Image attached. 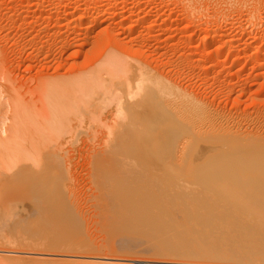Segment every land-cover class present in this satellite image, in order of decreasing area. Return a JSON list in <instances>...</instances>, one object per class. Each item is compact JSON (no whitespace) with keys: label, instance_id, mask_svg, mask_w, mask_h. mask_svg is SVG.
<instances>
[{"label":"bare ground","instance_id":"6f19581e","mask_svg":"<svg viewBox=\"0 0 264 264\" xmlns=\"http://www.w3.org/2000/svg\"><path fill=\"white\" fill-rule=\"evenodd\" d=\"M142 3L144 2H141V4ZM113 4L110 8H108L109 6L107 7L109 13L108 11L100 12L91 18L93 27L104 20H111L113 16L120 15L122 8L120 9L118 7L116 9L117 11H115ZM98 5L101 4L99 3ZM145 10L141 13L140 18L137 17L138 21H136V23L138 22L141 24L147 20H153V18L156 17L154 13H150L151 11ZM107 13L112 17L109 15L108 17H103L104 14L106 15ZM123 14H125V12ZM126 16L123 15L121 18L125 19ZM150 17L151 19H149ZM76 18L77 21L81 19L79 16ZM118 21L119 19L117 20V24L121 22ZM147 26L146 29H143L148 32L147 28H153L156 25L149 24ZM164 27H162V29ZM164 31L166 30L164 29ZM178 32H181V30ZM109 33L106 37H108L109 41H112L114 34L112 38H110L111 34ZM127 34L128 31L126 35ZM128 36L125 44L126 46H122L123 43H120L121 41H117L119 44H115L116 40L114 43L110 41V44H106L107 49H103V53L100 54L92 64L86 65L74 76L69 74L66 78L40 77L35 79L34 83H32L33 85H31V94L33 101H36L35 104H33V102L27 103L25 101H19L17 95L5 93V95H7L5 99L8 101V105L5 103L6 101L3 102L7 110H9V117H6L10 118V120H6L5 126L2 125L3 128H0V215L10 211L9 209L14 207V203L17 202L19 196H24L26 200L27 198L31 199L30 205L32 206L33 204L34 212H40L39 214L43 216L40 219H43L44 216L46 218L49 217L52 214V210H54L55 212H53V214L55 213L54 215H57V218L59 217L58 220H65L66 218L68 220L69 217H65V215L67 216V213H69L67 212V207L70 205L69 203H72L74 200L71 202L69 200L67 201V194L69 193H67V187L69 185L67 186L65 183L68 181L67 179L69 177H67L68 173H66L64 167L61 166V162L63 161L61 154L63 150L62 152L61 150L53 151L54 147H51V150L49 148L43 150L42 147H44V144L46 146L48 137L50 139L51 135L54 139H58L61 135L68 134V132L71 131V129H68L69 122L72 121V125L76 127L81 120H84L86 123H94L96 126L102 127L103 129L101 132L102 134L100 133L103 136L100 137L101 141L99 139V144H96L97 147L96 145L95 147L92 145L93 148L90 149L91 146L88 145L89 147L85 148L87 150L90 149V151L88 150L89 153L86 152L89 157L88 164L86 163L88 165L86 169L91 177L87 176L86 178H89L87 179L89 181H93L89 182L92 183L90 185L93 187L91 186V191L86 195L87 198H85V201H88L86 203L90 202V205H92L91 207L97 209V212H95L99 214L98 216H106L109 214V216L111 215L112 217L115 215V217H113L115 220L114 223L117 221L115 226L111 224V218H107V220H110V222L107 221V223L111 224H109L111 230L118 232L119 235L117 237L121 235L127 237L126 233L133 230L132 228H134L135 231H133L138 239H140L143 233L145 235V237L142 236L143 238H141H145V242L141 240V243L140 240L136 241L137 239H135L137 243L140 242L142 244L139 243L140 245L137 244V246L135 245L133 247H137L136 249L141 248L139 251L129 248L132 252V256L134 254V257L129 258L128 264H145L146 261H150H142L138 258V255L135 257V253H145L144 255H147V258L155 259L154 263L158 264H264V124H262L260 134L258 135L252 130L253 134L250 135L251 137H243V133L241 134L242 137H240L237 132L236 134L238 137L233 133V135H228L229 140H220L219 137L224 134L222 133L221 135V133H218V135L217 132L219 131L215 128L217 125L216 119L220 117L219 115V117L217 115V117L215 116V114L218 113H214L212 110L209 111L204 104H200L199 98L191 95L184 87L176 84V82H178L177 78L179 77H177L178 73L176 72L174 61H171L167 57H162L165 51H168L169 54L174 51L173 47L170 46L171 44L169 45L167 43L168 40H159L161 42V47H159L158 43L157 45L162 51L158 53L157 51L160 50L155 46L156 44L150 45L149 43V38L152 36L140 35L138 32L129 36V38ZM150 39H153L154 42L156 41L154 36ZM129 43L134 45L135 48L130 49V47L129 49L131 51L126 54L124 50H129L128 46L131 45ZM211 52H213V50ZM155 53L158 54L153 56ZM128 54L129 57H127ZM160 57H162V59H160ZM206 68L207 66L203 68L204 71H206ZM0 79L2 80V76H0ZM49 100L53 102L50 104ZM54 102H58V105H56L57 107H55V104L53 107L52 103ZM105 107L109 108L108 111L110 116L107 118V122L104 119L102 123L100 121L101 118L99 119L97 114L100 109ZM2 110L6 111V108L4 109V107H1L0 115L3 113ZM32 116L35 117V119H32ZM1 117H3V115ZM207 122H209L208 126ZM204 124L206 125L205 128H207V132L201 129ZM218 125L220 127L222 124L219 123ZM27 131L29 133L32 132V134L35 132L36 137L31 140L29 139L30 141L28 140L29 142L23 145L24 137H22V140L20 138L18 139L17 136L19 134L17 135L16 133L20 132L23 136ZM49 131H51L52 134H50L51 132ZM49 134L50 136H48ZM29 137H32V135L30 134ZM26 138L28 139V135L25 134V139ZM14 140L17 141L14 142ZM240 141H242L241 144ZM54 143L50 144L53 145ZM242 143H244L243 145H245V148L242 146ZM57 145H55V147ZM239 145L245 149L244 154L235 151L238 150L236 149L237 147L240 148ZM21 160L24 165H16V163ZM24 161H26L30 167L27 164L25 165L26 162ZM9 169L10 173L8 171ZM5 172L8 174L5 175ZM86 175L88 174L86 173ZM210 189L215 190L211 192ZM190 190H193V193H189ZM194 190H196L195 195L197 196L193 199ZM215 191H217L220 196L215 193ZM204 194L208 197L213 194V197H216L215 199L210 197V199H214V206H220L221 203V205L224 206L225 202L229 205L231 204V206L225 204V209L223 206L214 208L213 203H211L212 200H209V198H203L205 201L207 200L208 203H205L203 200L200 201L202 196L205 197ZM188 199L192 206L186 203L189 202ZM217 199L218 201L221 199L222 202H216ZM226 205L230 208L227 209ZM73 206L76 209V206ZM189 206L191 208H188ZM230 209L232 210L228 213L227 210ZM167 211H173L175 213V221L171 215L169 217L170 212L167 214ZM8 213L10 214L11 211ZM28 214L27 212L26 215ZM53 214L51 216H54ZM70 214L71 213H69V215ZM51 216L49 218H52ZM117 216L118 218L119 216L122 218V223L125 222L128 224L121 225L120 219L116 218ZM5 218L6 217H4V219ZM98 219L100 218H97V221ZM47 220L45 221L47 222ZM49 222L52 221L49 220ZM30 223L33 225V222ZM37 224H39V222L36 223V225ZM232 225L234 226L232 228L233 231L241 227L248 232L250 238H242L243 241L249 240L248 243L244 244L243 242L242 244L241 240L238 242L235 240L232 242L231 240L230 242H232L233 245H230V242L227 243L229 245H225L226 242L219 245L220 241L216 240L218 244L215 245L214 238L216 234L219 236L220 233L221 236V233L228 232L230 230H228V228ZM99 226L100 224L97 228ZM236 226L239 227L236 228ZM67 227H69V225H67ZM37 228L38 227L35 226L34 229ZM39 228H41V226ZM174 230L179 232H184L186 230L185 234L188 230L192 231L191 234L194 231L198 235L199 232L202 234L207 233V235L208 232L212 233L210 234H214L213 237H211L212 239L208 236L210 240L207 239V242L209 244V241L212 240L213 242H211L213 244L206 245L205 239L203 245L205 244L206 246H203L202 243H200V245L198 244L199 246L194 245L191 239L195 241L198 235L195 233L193 235H197L195 237L196 239L192 236V238L188 240L186 237H191V235H187L190 234V232L186 235L177 233L180 240L184 235L181 241L190 243L189 245H186V243L183 245L181 241L182 245H178L179 241L177 244V238H175L176 241L174 240L175 244L172 241V238L175 236V234L173 235ZM225 230L227 231L224 232ZM1 231V251L7 246H14V248H21V250L26 247L32 251H45V248H49L53 245L51 241L53 240L54 234L50 236L52 237L50 242L49 240L48 242H39V240L35 241L32 238H25V235L21 237L17 236L16 232H11L12 234L15 233L16 236L10 235L12 237L9 236L7 238L5 234L6 230L3 232ZM125 231L126 233H121ZM45 232L44 234L47 233ZM64 232L65 231L61 233L65 234ZM237 232L242 233L244 231L241 229V231L239 230ZM1 233H4L5 236ZM230 233L231 232H229V234ZM234 233L235 232H233V234ZM9 234L10 232L8 235ZM63 234H57L58 237L54 235L55 239L53 241L59 243L60 240L57 241L58 238L61 239L59 235L63 239H61L60 243L66 241ZM68 234L70 233L68 232ZM105 234L104 236L106 237ZM233 234L231 233L230 235ZM19 235L21 234L19 233ZM130 235L129 233V236ZM168 235L169 237H167ZM207 235L205 236L207 237ZM244 235H246V232ZM64 236H66V234ZM68 236L69 235L66 236L67 239ZM136 236H134L133 239ZM205 236L202 238H205ZM220 236V239L217 237L216 239L227 241V239H224L227 235L223 236V238ZM170 237L171 240H169ZM121 238L122 237H120V240ZM236 238H238V236H236ZM27 239L29 241L25 243L24 240ZM108 239L107 242L105 240L102 241L108 243ZM70 240L71 239L68 241ZM117 240H119V238ZM77 241L78 239H76V242ZM80 241L82 242V244L81 242L80 244L83 246L84 241ZM128 241L130 242H128L129 244L136 243H132L131 239ZM118 242L120 243L121 241ZM239 242H241V245ZM246 242L247 241H245V243ZM106 243L101 242L98 247L97 244L96 246L93 245V247L89 244V247H83L84 249L81 246L83 252H79L84 254L85 251H93L95 252L93 254H97L96 251L98 250V253H100L99 251H105V253H109L110 251L111 254H114L115 250L110 249L111 246L108 247L110 244L108 243V245H106ZM128 243L127 245H129ZM73 244L71 245L73 246ZM143 244L144 250H142V247L138 248L139 246H143ZM69 245H62V248L59 247L60 250H63L62 253L66 252L64 250H67V247V251H69V249L72 250L71 245ZM86 245L88 246V243ZM57 246H54L55 249H52V251H57L59 249ZM72 248H74L73 251H75V247L73 246ZM132 250L136 252L133 253ZM141 250L143 252H140ZM16 252L18 253V251ZM69 252L73 253L72 251ZM131 252L127 249V253ZM40 253L42 255L53 256L46 252ZM76 253L79 254L78 252ZM115 253L117 255V252ZM87 254L88 253H86V255ZM144 255L142 257H144ZM14 257L16 258L17 255L8 258V260L0 259V264H13L9 259ZM89 257L90 256L83 255L79 258L90 259ZM111 258L112 257H96L93 259L96 264H111ZM49 261V258L42 257L39 260V264H50ZM84 262L88 263L90 261L83 260V263Z\"/></svg>","mask_w":264,"mask_h":264},{"label":"rangeland","instance_id":"374dc122","mask_svg":"<svg viewBox=\"0 0 264 264\" xmlns=\"http://www.w3.org/2000/svg\"><path fill=\"white\" fill-rule=\"evenodd\" d=\"M141 2H144V3L141 4ZM99 3L101 5H98ZM112 4H113L115 11H117L116 9L118 7L120 9L122 8L121 10L122 12L120 11L121 13L119 16L117 15L115 17L114 16L112 17L108 14L109 13L108 8H110ZM145 9L147 11L148 10L151 11L150 13H154L156 17H154L153 20H147L146 22H142L141 24L138 22L136 23V21H138L137 19L140 18L141 13ZM105 11L106 12L108 11V13L106 15L104 14V16L102 14V16L108 17L109 15L110 17H112L111 20H104L96 24L97 26L94 25L93 27L91 18L94 17L97 13L105 12ZM124 12L125 14H123ZM126 14L128 17L126 16ZM123 15L126 16L125 19L121 18ZM77 16L81 18L79 19L80 21H77V18H76ZM118 19L121 22L118 21L119 23L117 24ZM149 19H151V17ZM149 24L156 25V26L153 28H147L148 30L147 32L145 29H146V26ZM162 27L164 28L162 29ZM164 29L166 31H164ZM180 30L181 32H178ZM127 31H128L129 36L136 34V32H138V34L140 35L142 34L145 36H152V37L154 36V39L156 38L155 39L156 41L154 42L153 39H150L152 37H150L149 43L150 45L156 44L155 46L157 47L158 45L159 47H161L160 41L162 39L168 40L167 43L169 45L171 44L170 46L173 47L174 51H172L170 54L168 51H165L162 57L164 56V58L167 57L171 61L172 60L174 61L175 69L177 70L176 72L178 73L177 77H179L177 78L178 82H176V84H178L181 87H184L185 90L188 91L191 95H194L197 98H199V101L201 102L200 104L202 105L204 104V106H206V108H208L209 111L212 110V112L218 113V114H215V116L219 115L221 118L218 116L219 118L216 119L217 125L215 128L218 129L219 131L217 132V134L218 133L219 134L221 133V135L222 133L224 134L220 136L221 138L219 137L220 140H225V139L229 140L228 135L229 136L233 135V133L236 136L238 134V136L240 137H242L241 136L242 133H243V137L244 136L248 137L252 135L253 132H255L257 135L260 134V129L262 128V124H264V1L263 0H256V1L255 0H250V1L249 0H198V1L196 0L194 1L193 0H182V1L180 0H0V76H2V80L0 79L1 81L0 82V94H1L0 110H1V107H4V109L6 108V111L4 110L5 111L4 112L2 110L3 113H1L0 115V120H1L0 128H3L2 125L5 126L6 120L8 121L10 120V118H8L9 110H7V107L4 106L5 103L8 105V101L5 99V96H7L5 95V93L6 94L12 93L15 96L17 95L19 101H25L27 103L33 102V104H35L36 101H33L32 94H31V88H32L31 85H33L32 83H34L35 79L40 78V77L66 78L69 74H72L73 76L78 74L80 70H82L83 67H85L86 65L92 64L93 61L100 54L103 53V49L104 50L107 49L106 44L108 43L110 44V41H111V40L109 41L108 37H106L108 33L111 34L110 38H112L113 34L115 35V36L113 35V38H112L113 42L111 41V43H114L116 40L115 44L117 43L119 44V42L117 41H121L120 43H123V45L122 44L120 45L124 46L127 42V36H128V34L126 35ZM144 32H146L147 34ZM159 47H158V50L160 51H157L158 53L162 51L161 48ZM129 48L134 49L135 46L131 44L128 46V49ZM130 49L124 50L125 53L127 54L128 52H130L131 51ZM212 50L213 52H211ZM158 53H155L153 56H155ZM127 57H129V54ZM162 57H160V59H162ZM206 66H207V68L205 69L206 71H204L203 68ZM4 81H7V82H4ZM3 101L4 102L6 101V102L4 103ZM51 102L49 100L50 104ZM57 103L55 102L52 103L53 107H54V104H55V107H57L56 106L58 105ZM108 109H109L108 107L102 108L99 110L97 114V117L99 119L101 118L100 121L102 123L104 122V119L106 120V122L108 121L107 118H109L110 116ZM2 115L3 117H1ZM32 119H35V117H33ZM219 123L222 124L220 125V127L218 125ZM68 125L69 126L71 125L73 128L71 126L69 127ZM68 125H67L68 129H71V131L68 130L69 131L68 134L61 135V137H59L58 139H54L53 137H51L52 135L50 136V134H52V132L49 131L51 132L48 135L50 136V139L48 137V143H46V146L45 144L43 145L46 148L42 147L43 150L48 149V148L51 150L53 147H54L53 151L61 150L62 152L63 150L61 154L62 160H63L61 162V166L64 167L66 173H68L67 177H69L67 179L68 184L67 182L65 183V185L67 186L69 185L67 187L68 189L67 193L71 192L70 194L68 193L69 195L67 194L68 196L67 201L69 200L71 202L72 200H74L72 203H69L70 205H68L67 207L68 208L67 212L71 213L70 215L69 213H67V216L65 215V217H69L68 220L67 218L65 220L63 219L58 220L59 217L57 218L56 217L57 215H54L55 213L53 214V212H55L54 210H52L51 213L57 219L54 216H51L52 214L51 215L49 214L52 218H49L50 216L47 215L49 217L46 218L44 216L43 219H40L43 216L39 214L40 212L39 213L34 212L33 204L32 206L30 205L31 199L27 198L28 200L27 201L24 196H21V197L19 196L17 199V202L14 203V207L12 209H9L11 213L9 214L8 212L10 211H8L7 212L8 214L3 213L0 215V225H1L0 231L2 230L1 232H3L4 230H6L7 232L5 231V234L7 238L10 235H15V233L12 234L11 232H16L17 236L21 237L22 235H25L26 236L25 238L27 237L28 239L32 238L35 241L39 240V242H42V241L48 242V240L50 242L52 238L50 236H52L53 234L54 235L63 234L61 232L65 231L64 233L66 234V236L69 235L68 239L66 236H64L65 234H63V237L66 238L65 239L66 241L64 242L62 241L60 243L62 239L60 235L59 237L61 239L58 238V240L57 239L56 240L57 241L60 240L59 241L60 245L61 244L71 245L74 243L73 246L75 247V251H73L74 248H72L73 246L71 245L72 250L69 249V251H72L73 253L67 251L68 247H67V250H64L66 252L62 253L63 250L62 249H61L62 251L60 250V248H62V245L60 246L58 242L53 241L55 239L53 235V238H52L53 240L51 241V243L54 246L58 245L57 247L58 248L60 247L59 249L57 248L59 251L58 250L52 251V249H55L53 245H52L53 248L52 246H50L51 249L50 247L49 248L47 247L48 249L45 248L44 249L45 251H38V250L32 251L26 247L23 250H21V248L18 249L17 247H15L16 248L15 249L14 246L13 247L7 246L6 248L2 247L5 250L4 249H2L3 251L0 250L1 251L0 259L8 260V258H11L14 255H17L16 258L14 257L15 260L14 258L9 259L11 260V263L13 264H39V260L42 257H46V258H49L50 264H96L94 263L95 260L93 258L112 257L111 264H128V260H130L129 258L134 257V254L132 256V252L130 249H132L135 245L137 246V244H139L141 240L144 242L146 241L145 238L141 239L145 237L144 233L141 236L138 235L140 236V239H138L134 233L135 231L134 228H132L134 231L133 230H131L133 232L129 231V233L131 234L130 236H129V233H126V231L121 232V233H126L127 235L126 234L125 235L127 237L123 235L126 238L125 239L121 235L120 237L124 238L125 240L122 238L120 240V237H117L119 235L118 232H115L114 230H111L110 228L111 224L115 226V224L117 223V221L114 223L115 220L113 217H115V215L111 217V215L109 216V214H107L106 216L100 215L101 216L100 217L98 216L99 214H96L97 209H94V207L92 208L91 207L92 205H90V202L86 203L88 201H85L86 200L85 198H87L86 195L89 194V192L91 191V188L93 187L92 185H90L92 183H89L92 180L90 179L91 181H89L87 180L89 178H86L87 176H89V172L86 169L88 167L87 164L89 161L88 150L90 151V149L93 148L92 145H94L95 147L96 144L97 145L99 144L98 143L99 139L101 141L100 137L103 136L101 135L102 134L101 132L103 129L102 127L100 128L99 126H96V124L94 123L92 124L88 122L86 123L84 122V120L83 121L81 120L76 127L72 125V121L69 122ZM204 125L202 126L201 129L207 132L206 130L207 128H205L206 125L205 126ZM208 125H209V122H207V126ZM27 132H25V134L28 135V139L27 138L25 139V134H23L22 136V133L20 132L16 133L17 135L19 134L18 135L19 137L16 135L18 139L20 138L22 140V137H24L23 138L24 141L22 143L23 145L29 142L31 139H34L36 137L35 132L33 134L32 132L31 133L29 132L27 133ZM246 133L247 134L249 133V134L247 135ZM20 134H21V137H20ZM30 134L32 135V137H29ZM51 139L53 140V142ZM16 141L14 140V142ZM241 142L242 141H240V144ZM50 143L51 144L54 143V144L51 145ZM243 144L244 143H242V146L244 147L245 145ZM55 145H57L56 146L57 148L55 147ZM88 145L91 147L90 149L87 150L85 148H88L89 147ZM239 146L241 149L237 147L236 149L238 150H235V151L238 153L244 154L245 147L243 148L241 147V145ZM242 148L244 151L242 150ZM239 150L242 152H240ZM86 152L88 153L86 154ZM26 164L27 162L25 163V165ZM16 165H24V164L22 163V160H21V161H18ZM8 171L10 173V169ZM86 173L88 175H86ZM6 174L8 173L5 172V175ZM210 190L211 192H214L213 190L215 189L213 190L210 189ZM192 191L190 190L189 193ZM195 191L196 190H194L193 199L197 196L195 195ZM215 193L218 194L217 191H215ZM204 195L205 197L202 196L201 197L202 199L199 196V198L201 199L200 201L202 200L205 201V199L203 198L207 197L209 198V200H212V202L209 200L208 201L213 203V206H214L215 204L214 199L216 197L214 198L213 194H211V196L210 195L209 196L214 199L212 198L210 199V197L206 196V194ZM220 200L218 201L217 199L216 202L221 203L222 200L221 201ZM196 201H197V198H196ZM186 203H189V205L191 204L190 201ZM205 203H208L207 200L205 201ZM219 203H216V204H219ZM221 204L220 206L219 205L214 206V208L215 207L218 208V206L222 207L223 205ZM225 204L227 203L225 202ZM73 205L76 206V209ZM227 205L231 206V204L230 205L227 204ZM70 206L71 208L73 207L72 208L73 211L70 208ZM190 206L188 208H191ZM224 206L223 208L225 209ZM228 208L230 207H227V209ZM231 210L232 209L227 210L228 213ZM27 212L30 215L29 214L26 215ZM168 212L170 211H167L166 213L169 214ZM174 214L175 213L173 211L170 212L169 217L171 215L173 220L175 221L176 215ZM4 217H6L7 219L6 218L4 219ZM97 218H100V219H98L97 221ZM107 218L112 219V223L111 224L109 223L110 225L107 223V221L110 222V220H107ZM116 218L120 219L121 225L128 224L125 222L122 223V220H121L122 218L120 216L119 218L118 216ZM47 219L51 220L52 222H49V220ZM45 220H47V222ZM28 222L29 223L33 222V225L31 223L29 224ZM38 222L39 224H37L38 225L37 226L36 223ZM97 224L98 225L100 224L101 227L99 226L97 228L98 226ZM67 225H69L71 229L67 227ZM35 226L38 228L34 229ZM40 226L41 228H39ZM233 227L234 226L232 225L228 228V230L230 229L228 232H226L227 230H225L224 232L226 233H221L222 238L223 236L227 235L224 238V239H227V241L218 240L220 239L219 238L220 233H219V236H217L218 234H216V237L218 239H216V237L214 236L215 237L214 244L216 245L218 244L217 241H220L223 243L219 242V245L224 244V242H226L225 245H229V244L233 245L232 243L233 240L237 242L241 240L242 244L243 242L244 244H247L249 240H245L247 241L245 243L243 239L250 238L248 236V232L241 227L240 229H236V230L234 229L233 231L232 229ZM238 227L239 226H236V228ZM44 229L46 230L47 233L45 232ZM241 229L244 232L242 233L237 232L239 230L241 231ZM126 230H129V229H126ZM43 231L47 234V237ZM185 231L179 232V231L174 230L173 235L175 234V236L172 238L173 239L172 241L174 242L175 238H177V241L176 240L175 241L177 242V244L179 241L178 245L180 244L182 245V243L183 245H185V243L186 245L187 244L189 245L190 243H187V242L184 243L181 241L183 239V236L186 235L188 232H190V234H187V235L189 236L191 235V237L185 236L186 238H188V240H190L192 236L193 238H195L198 235L194 231L191 234L192 232L191 230H188V232H186L185 234ZM9 232L10 234L8 235ZM68 232L70 234H68ZM72 232H75V233H72ZM229 232H231L232 234L233 232H235L237 235L235 233L233 235H230L231 233L229 234ZM245 232H246V235H244ZM19 233L21 235H19ZM177 233L184 234L181 240L179 239L180 237ZM195 233L197 235L194 236L193 234ZM5 234L3 233L2 235L5 236ZM104 234L106 235L107 239L109 238L108 243L110 245L106 243L107 239L104 236ZM210 234L212 233L208 232V235H207V233L202 234L199 232L198 238L197 239L195 238L196 239L195 241L197 242H195L192 239L191 241L194 242V245H198V244L200 245V243H202L203 245L204 243L203 241L206 239L205 244L207 243L206 245H212L213 244L212 240H211L212 242L209 241V244L207 242L208 241L207 239H209L208 236H210V239H212L211 237H213L214 235V234L213 235H210ZM203 235L204 236L207 235V237L205 236V238H202L204 237ZM235 235L238 236L239 240L238 238H236ZM134 236L136 237L133 239ZM167 237H169V235ZM171 237L169 240H171ZM118 238L119 240H117ZM28 239L24 240V242L26 243L27 241H29ZM69 239L71 240L68 241ZM76 239H78L77 242H76ZM129 239H131L132 243L138 240H140V242L129 244L130 243L128 241ZM135 239L137 240L135 241ZM80 240L84 241L83 246L81 245L82 242ZM102 240L103 241L105 240L106 242H103ZM231 240L232 242H230ZM98 241H101L102 243H106L108 247L111 246L110 249H114L115 252H117V255L119 256H117L115 252L114 254H111L110 251L109 253L112 256L109 253H105V251H99L100 253H98V250L96 251L97 254H93L95 253L93 251L86 252L85 250H84L85 251L84 254L81 253L83 252V249L85 247H89V244L92 245V246L90 245L91 247H93V245L96 246L97 244V247H98L101 243ZM118 241H121L120 242L121 244ZM87 243H88V246L86 245ZM127 243L129 245H127ZM239 243L241 245V242ZM235 244L239 245L238 243H235ZM81 246L82 248L83 247L84 248L82 249ZM145 246H146V243H145ZM140 247L143 248L142 250L145 249L144 244L143 246H139L138 248ZM136 248L137 247L133 249H136ZM127 249L131 253H127ZM140 249H136V250L139 251ZM142 250L140 252H143ZM16 251H18V253ZM40 252H44V253L46 252L53 256L42 255ZM76 252H78L79 254H77ZM101 252L102 254L103 253L104 254L102 255ZM135 252L133 251V253ZM86 253L88 254L86 255ZM139 254L140 253L138 254L135 253V257L138 255V258H140L144 262L146 260H150L149 262L146 261L145 264H147V262L148 264H152V263L158 264V263H154L155 259H151L149 257L147 258L146 257L147 255H144L145 253L144 254L142 253L140 255ZM83 255L90 256L89 257L90 259L79 258ZM143 255L144 257H142ZM83 260H88L90 262L83 263Z\"/></svg>","mask_w":264,"mask_h":264}]
</instances>
